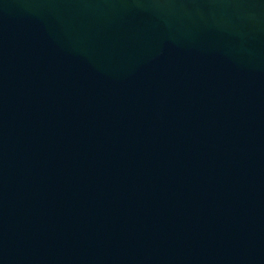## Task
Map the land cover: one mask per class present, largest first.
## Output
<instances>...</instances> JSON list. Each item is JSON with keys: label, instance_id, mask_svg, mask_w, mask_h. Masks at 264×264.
I'll use <instances>...</instances> for the list:
<instances>
[{"label": "water", "instance_id": "obj_1", "mask_svg": "<svg viewBox=\"0 0 264 264\" xmlns=\"http://www.w3.org/2000/svg\"><path fill=\"white\" fill-rule=\"evenodd\" d=\"M0 264H264V0H0Z\"/></svg>", "mask_w": 264, "mask_h": 264}]
</instances>
